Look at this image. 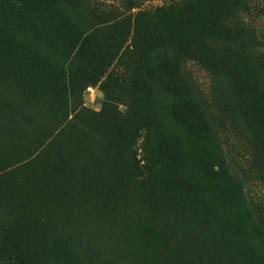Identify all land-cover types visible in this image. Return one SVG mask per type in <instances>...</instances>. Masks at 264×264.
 <instances>
[{
    "label": "rangeland",
    "instance_id": "374dc122",
    "mask_svg": "<svg viewBox=\"0 0 264 264\" xmlns=\"http://www.w3.org/2000/svg\"><path fill=\"white\" fill-rule=\"evenodd\" d=\"M83 1L91 13L106 19L168 7L172 0H135L131 9L126 0ZM246 1L241 18L264 54V0ZM226 22L235 28L233 20ZM61 30L57 25L52 31L59 55L54 62L61 66L54 63L59 67L49 71L47 62L40 60L37 67L34 56L27 60L16 44L6 43L0 30V120L8 124L6 131L0 130V264H108L97 256L111 241L112 254L128 245L134 248L130 239L140 243L149 221L143 210L148 213L160 202L143 162L146 123L138 112L144 98L140 61L148 41L140 40L134 59L129 57V38L108 61L109 48L103 49L105 55L95 56L83 75L73 53L63 63L75 36L68 32L64 40ZM234 32L227 28L210 42L238 47ZM182 64L186 82L205 98L217 126L222 166L264 218V162L255 163L251 141L238 135L234 123L217 109L214 76L195 60Z\"/></svg>",
    "mask_w": 264,
    "mask_h": 264
},
{
    "label": "trees",
    "instance_id": "16d2710c",
    "mask_svg": "<svg viewBox=\"0 0 264 264\" xmlns=\"http://www.w3.org/2000/svg\"><path fill=\"white\" fill-rule=\"evenodd\" d=\"M12 1L0 0V30L6 43L16 44L27 60L34 56L37 67L47 62L48 71L59 67L54 66L59 55L52 33L57 25L64 40L68 32L75 36L63 63L73 53L82 63L78 74L83 75L95 56L105 55L103 49L109 48L108 61L129 38V57L134 59L140 40L148 41L140 61L144 98L138 112L146 123L143 162L160 202L148 213L143 210L149 221L140 243L128 240L131 249L122 241L128 252L112 254L111 241L97 257L108 264H264V218L249 206L232 173L222 166L217 126L205 98L186 82L182 69L185 60H195L214 76L217 109L234 123L238 135L251 141L255 163H263L264 54L241 18L247 1L172 0L168 7L106 19L91 13L83 0ZM126 1L130 9L138 3ZM232 20L235 28L226 22ZM227 28L238 34V47L210 42ZM66 72L71 79L72 72ZM11 118L18 121L21 114ZM0 121V130H5L8 124Z\"/></svg>",
    "mask_w": 264,
    "mask_h": 264
}]
</instances>
